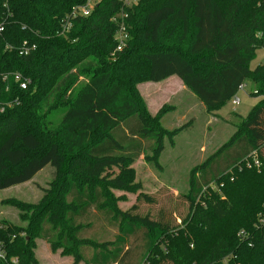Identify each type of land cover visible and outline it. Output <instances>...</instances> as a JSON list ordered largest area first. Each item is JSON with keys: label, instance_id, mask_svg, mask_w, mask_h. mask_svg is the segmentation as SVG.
I'll list each match as a JSON object with an SVG mask.
<instances>
[{"label": "trees", "instance_id": "16d2710c", "mask_svg": "<svg viewBox=\"0 0 264 264\" xmlns=\"http://www.w3.org/2000/svg\"><path fill=\"white\" fill-rule=\"evenodd\" d=\"M86 1L0 0V191L47 166L55 175L37 204L6 202L26 226L1 223L0 264H38L37 239L73 264H264V62L250 67L264 49V0H141L127 10L100 0L63 36V21ZM123 11L128 41L116 52L112 20ZM26 42L35 49L21 55ZM173 76L209 112L247 82L263 98L193 171L177 227L121 210L112 193L139 187L131 164L150 150L159 167L164 137L182 131L162 129L136 90Z\"/></svg>", "mask_w": 264, "mask_h": 264}, {"label": "rangeland", "instance_id": "374dc122", "mask_svg": "<svg viewBox=\"0 0 264 264\" xmlns=\"http://www.w3.org/2000/svg\"><path fill=\"white\" fill-rule=\"evenodd\" d=\"M263 62L264 49H260L250 67L253 69ZM80 83L85 84V79H81ZM244 85V91L240 90L236 95L241 100L238 106H234L230 100L219 111L209 112L178 78L165 83H137L136 90L151 118H156L161 128L169 134L182 131L174 136L164 137V150L158 159L159 167L150 160V150L131 164L130 169L134 174L131 186H140L133 191L113 190V195L118 199V207L128 211L136 206L134 215L150 216L153 221L169 227L179 226L189 212V202L185 197L190 188L193 171L237 132L242 119H246L263 99L255 95L256 90L252 83L247 82ZM61 117L62 114L56 115L53 125H56ZM149 145L150 143L146 147ZM223 161L226 163L229 160L224 158L219 161L208 173L214 174L216 169L224 165ZM256 162L254 161L255 166L258 165ZM114 174H120V169H114ZM54 176V169L47 166L32 181L0 191V226L2 222L26 226L21 219V211L6 202L37 204ZM142 194H146L154 202L148 203L140 199ZM96 236H99L98 232L96 235L88 231L83 233V237L93 240H96ZM44 244L39 239L36 240L40 260L36 250L35 260L38 264H59L49 246ZM58 251L62 253L61 250ZM62 264L68 262L62 261Z\"/></svg>", "mask_w": 264, "mask_h": 264}, {"label": "built area", "instance_id": "2783aa9c", "mask_svg": "<svg viewBox=\"0 0 264 264\" xmlns=\"http://www.w3.org/2000/svg\"><path fill=\"white\" fill-rule=\"evenodd\" d=\"M100 0H87L85 5L76 7L73 9L72 13L63 21L62 27H61V34L63 36H66L73 26V20H75L77 17H88L93 12L94 8L97 6ZM141 0H120L123 9H131L135 5H137ZM127 18V14L125 12H121L120 15H117L113 18V22H115L118 26V31L116 34V52H122L125 47L127 46L128 41V33L127 28L125 24V19ZM4 31V26L0 25V34ZM35 46H29L28 43H24L23 47L21 48V55H28L31 50H34ZM15 81L20 85V88L22 90H28V87L30 85V81L23 78L20 74L14 75ZM246 88V85H241L239 88V91ZM241 103V100L237 98V96H234L232 98V104L234 106H238ZM9 106L12 105V103L8 104ZM4 109L0 107V112H3ZM257 163V162H256ZM258 164V163H257ZM260 223L264 226V219L260 220ZM241 235H244V233H241ZM5 258V253L2 250V247L0 245V259ZM11 264H19L18 258H13L11 260Z\"/></svg>", "mask_w": 264, "mask_h": 264}, {"label": "crops", "instance_id": "0c3cea01", "mask_svg": "<svg viewBox=\"0 0 264 264\" xmlns=\"http://www.w3.org/2000/svg\"><path fill=\"white\" fill-rule=\"evenodd\" d=\"M173 78H177V77H175V76H173V77H171V78H168L167 80H165V81H163V82H160V83H165V82H167V81H169V80H171V79H173ZM179 81H180V83L183 85V83L181 82V80L179 79ZM184 86V85H183ZM185 87V86H184ZM186 88V87H185ZM187 89V88H186ZM188 90V89H187ZM39 241H42V242H44L45 244V246L46 247H48L49 246V248H50V245L47 243V242H45V241H43V240H40L39 239ZM38 242V241H37ZM40 242H38V244H39ZM42 244V243H41ZM45 247V248H46ZM37 248H38V246H37ZM49 250V249H48ZM50 250H51V248H50ZM38 251H39V248L38 249H36V255H37V258L40 260V257H39V254H38ZM51 253H52V255H54V257L55 258H57V260L56 261H58L59 262V264H62V261H66V262H68V264H73L74 263V260H73V258L72 257H63V256H61V254H60V252L58 251V252H56V253H54V252H52V250H51ZM47 264V263H46ZM80 264H85L84 262H81Z\"/></svg>", "mask_w": 264, "mask_h": 264}]
</instances>
